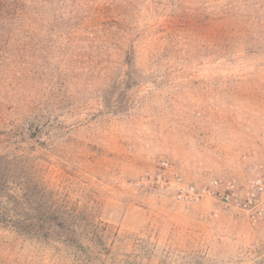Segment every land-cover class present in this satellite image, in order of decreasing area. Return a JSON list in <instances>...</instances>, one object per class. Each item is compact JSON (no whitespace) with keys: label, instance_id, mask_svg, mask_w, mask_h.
I'll use <instances>...</instances> for the list:
<instances>
[{"label":"rangeland","instance_id":"1","mask_svg":"<svg viewBox=\"0 0 264 264\" xmlns=\"http://www.w3.org/2000/svg\"><path fill=\"white\" fill-rule=\"evenodd\" d=\"M168 1L134 0L125 37L78 33L75 51L52 26L56 2L41 8L39 28L3 34L0 153H29L34 176L104 229L102 264H264V46L215 51L196 18L171 19ZM130 43L145 81L109 96L122 100L118 111L98 112L94 90ZM75 52L89 57L69 63ZM45 113L64 132L44 146L19 135ZM216 178L237 180L240 203L202 191ZM253 178L256 200L244 206ZM42 246H1L0 264H73L63 248Z\"/></svg>","mask_w":264,"mask_h":264},{"label":"trees","instance_id":"2","mask_svg":"<svg viewBox=\"0 0 264 264\" xmlns=\"http://www.w3.org/2000/svg\"><path fill=\"white\" fill-rule=\"evenodd\" d=\"M54 2L57 15L49 18L52 26L65 31L66 51H75V44L81 42L78 33L85 35L83 40L89 36L94 42L125 37L132 29L129 19L134 0H0V41L11 29L39 28L45 12L41 8L47 6L51 10ZM168 3L173 12L171 19L189 27L190 19L196 18L198 34L207 36L215 51L238 44L250 49L264 46V0H169ZM198 3L201 6L195 12ZM204 9L207 12H203ZM181 14L183 20H180ZM134 49L130 43L123 51L121 68L114 66L95 88V94H102L96 111L107 106H111L113 112L118 111L122 100L116 97L111 102L109 96L131 94L145 81L142 74L137 73ZM97 55H90V62L96 61ZM78 57L86 59L89 55L70 53L69 63L73 64ZM69 70H72L70 64L66 67V71ZM36 119L34 126L29 124L20 130L22 138L39 142V138L45 137L46 140L40 142L44 146L65 130L58 115L45 113ZM29 156L27 152L10 157L0 153V242L2 237H10V241H2L0 247L10 251L16 244L56 246L63 248L65 258L73 264H102L99 253L107 251L104 229L86 220L82 210L65 204L58 191L34 176L36 164L28 160ZM20 160H25L24 164Z\"/></svg>","mask_w":264,"mask_h":264},{"label":"built area","instance_id":"3","mask_svg":"<svg viewBox=\"0 0 264 264\" xmlns=\"http://www.w3.org/2000/svg\"><path fill=\"white\" fill-rule=\"evenodd\" d=\"M258 179H252L250 181V188L246 191L244 200H242L244 206L255 203L257 195ZM193 189L192 187L190 188ZM203 192H208L217 197L221 202L226 205L240 203V196L238 192V184L235 178H216L213 179L208 188H203ZM191 193L197 198L201 191H192ZM187 197V195H185Z\"/></svg>","mask_w":264,"mask_h":264}]
</instances>
